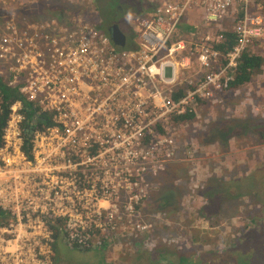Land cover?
I'll use <instances>...</instances> for the list:
<instances>
[{"label":"built area","instance_id":"1","mask_svg":"<svg viewBox=\"0 0 264 264\" xmlns=\"http://www.w3.org/2000/svg\"><path fill=\"white\" fill-rule=\"evenodd\" d=\"M193 9L222 17L220 28L227 22L224 31L237 38L217 71L210 69L219 55L210 46L221 41L217 32L167 44L177 21ZM262 10L264 0H142V15L130 23L132 45L125 40L122 48L79 17L39 41L31 30L43 28L41 22L20 31L6 25L0 33V76H9L8 85H18L26 101L49 113L51 125L31 130L26 156L23 135L31 126L17 101L8 107L0 209L12 221L0 226V264H52L46 223L51 219L63 222L70 246L79 248L94 234L115 232L117 222L127 227L123 236L147 228L134 223L135 213L145 195V175L174 155L171 117L192 111L211 88H225L240 51L264 36ZM183 53L198 68L191 80L179 78L185 63L178 70L174 64ZM178 83L183 96L173 101ZM26 230L34 238L27 244L21 239Z\"/></svg>","mask_w":264,"mask_h":264},{"label":"rangeland","instance_id":"2","mask_svg":"<svg viewBox=\"0 0 264 264\" xmlns=\"http://www.w3.org/2000/svg\"><path fill=\"white\" fill-rule=\"evenodd\" d=\"M136 1L138 0H36L38 4L46 6H65L71 14L68 24L78 17V14L85 11V14L82 15L84 20L89 21L103 32H106L105 25H109L105 20L103 21V18H107L109 15L108 20H114L122 33L128 26L133 29L130 23L135 11L139 12V10H135ZM18 2V0H0V17L11 13L8 20L16 21L18 18L30 20V16H27L26 13L32 10L31 4ZM238 12L235 10L234 14L237 15ZM36 19H41V17ZM196 22L198 26L203 25L202 20L200 22L198 19ZM225 28L226 22L223 27L214 30L209 29L208 26V30L204 33H219ZM0 33H3L1 27ZM124 35L126 38L129 36L127 32ZM187 40L193 42L194 39L190 37ZM259 41L261 42L259 48L264 56V36ZM184 57L183 53V59L175 60L177 61V63L175 62L176 66L179 67L181 63H185L187 66L182 72L179 69V78L191 80L193 74L198 72V68L195 61ZM208 72L209 70H206L204 73ZM262 73L255 76L249 84L234 92H222L220 88H211L210 97L200 99L204 103L196 102L192 109L194 114L192 120L173 128V139L176 144L174 155L168 160H163L154 171L151 169L145 175L147 182L145 195L138 205L140 209L137 210L141 211L142 219L140 218V221L137 220L134 223L146 225L147 228L139 233L141 236L138 240H125L126 242L123 244L117 241L119 236L121 238L124 233L128 232L127 227L121 225L122 222L115 224L116 230L113 233L107 232L104 236L94 234L84 242L83 246L90 249L85 250L86 254L81 257V263L85 258L86 264H95L96 260L100 258L103 264H166L167 259L160 261L157 254L154 253L155 249L161 246L164 248L161 251L172 256L171 264L177 262L195 264L190 260H197V258L200 260L204 259V256L213 255H217L219 258L216 264H235L238 254L243 248L238 247L240 244H236L237 238L239 237L242 241L251 238L252 234L247 235L249 229L253 231V238L261 245L260 249H262L264 227L261 224H264V204L260 206L253 201L255 197L253 190L264 184V173H262L264 172V76L261 77ZM227 128L233 133L230 132L227 136L222 137L221 135L223 133L225 135ZM219 129L222 130L221 135L213 134V131ZM260 132L261 136L257 134ZM184 144L186 145L184 146ZM258 166L262 168L252 174L251 170ZM179 168L184 171L178 176ZM245 177L252 182L249 188L242 186ZM261 177L260 184L256 186ZM235 179L241 180L239 187L238 183L231 184V186L227 184ZM220 183H225V186L228 187L227 194L222 192L223 188L220 187ZM207 185L214 186L213 189H216L213 193L214 198L210 201L207 196L209 191ZM230 192L232 195H235L236 192L239 195L236 199L229 201ZM164 198H167V203ZM205 199L214 206L207 209L204 214L206 218H203L201 207L206 203ZM227 203H231L233 208L226 210ZM219 204L222 210L211 211V208L213 210L219 208ZM223 210L224 212L221 213ZM256 211L257 214L252 215ZM219 217L220 221L217 222V225L210 228L211 223L216 220L215 218ZM250 218L259 219V222L254 225L249 221ZM186 225L207 232L204 238L208 240L211 235L218 236L225 248L226 245H230L228 251L230 258L219 256L217 248L207 246V243H204V238L199 239L203 240L202 245L195 243L190 245L188 237L190 235L195 237V235L191 229L184 228ZM31 227L32 230L36 229V232L43 234L42 229L35 225ZM28 232L30 231L26 230L21 235L25 244L29 238L34 239L29 237ZM134 233L137 234V232ZM102 242H104L103 245ZM35 243H37L36 240ZM245 243L249 245L245 248L254 246L251 245L253 243L251 241ZM61 245L66 249L65 247L59 248L57 254L59 258L69 261L78 259L79 254L71 251L67 236L61 241ZM99 247L101 250H98ZM50 249L52 262V256L54 257L55 253L52 252V246ZM147 256H150V263H148Z\"/></svg>","mask_w":264,"mask_h":264},{"label":"trees","instance_id":"3","mask_svg":"<svg viewBox=\"0 0 264 264\" xmlns=\"http://www.w3.org/2000/svg\"><path fill=\"white\" fill-rule=\"evenodd\" d=\"M118 1V0H115ZM89 10V9H86ZM138 11H135L133 18L137 17L138 15H141L142 12L140 11V7H137ZM120 11H122V9H120ZM11 14V13H10ZM9 13L6 14V16H1L0 17V24L3 23L4 21H9L7 18L10 15ZM259 14H261L262 16H264V10L260 11ZM25 17V16H23ZM109 15L107 16V18H103V21L105 20L107 23L114 21V20H108L109 19ZM4 18V19H3ZM20 18H18L15 23H17L19 21ZM87 19V18H86ZM94 19V18H93ZM92 19V20H93ZM89 22V21H88ZM114 23H116L114 21ZM17 24H20L19 22ZM105 31L107 30V26L105 25ZM219 38H222L221 41H219L218 43H211V48L214 51H217V53L219 54L217 56V61L216 63H214L210 69H212L213 71H217L218 69L222 68L225 64H226V59H225V55L231 51V49L237 44V38L234 35V33L229 32L228 30L223 31L222 33H219ZM260 41L259 40H253L251 41L247 46L244 47V49L242 51H240V53L238 54V57L235 59V65L232 68H229L227 70L226 76V86L224 89H222V92H234L238 89H240L241 87L249 84L255 76H257L258 74L261 73V69H263L264 67V56L263 53L261 51V49L259 48L260 46ZM264 46V45H263ZM10 77L7 76V78L0 76V146L2 145V130L4 128L6 119H7V115H8V107L14 103V102H18L21 105V112L24 115V118L26 120V122L31 126V129H28L27 132L24 133L23 135V144H22V152L24 155L29 156V142H30V132L31 130H42L45 127H48L51 125V121H50V114L47 112H42L40 111L38 108H36L34 106L33 103L26 101L17 91V87L18 85H8L7 84V80ZM181 80V79H180ZM183 85L182 84H177L171 91V99L173 101H177L179 98H181L183 96ZM202 100H198V103L201 104ZM204 103V102H202ZM194 114L192 111L190 112H186L182 115H178V116H172L171 117V126L170 129L172 130L175 126L177 125H181L187 121L192 120ZM27 125H25L26 127ZM173 131V130H172ZM227 132H232L229 128H227ZM228 133H226L225 136H227ZM255 169L251 170L252 174H255L256 171L260 170V168H262L261 166L258 167H254ZM264 173V172H262ZM248 180L246 177L243 178V180ZM262 180V177L259 179V182L256 183V186H258L260 184ZM146 181V178H145ZM241 180L235 179L234 181H229V184L231 186V184H237L239 183ZM225 182V181H224ZM147 183V182H146ZM227 183V182H225ZM225 183H220V187L223 188V193L227 194L226 192H229L228 187H226ZM216 184V183H215ZM212 185V184H211ZM214 186H209L207 185V188L209 189V191L207 192V196H209V201L210 199H213L214 197V192L216 191V189H213ZM258 187H255V190H257ZM260 188H262V185H260ZM213 189V190H211ZM222 190V189H221ZM231 194L228 195V197L230 199H228L229 201H232L233 199H236L238 197L239 194L232 195V192H230ZM168 194V193H167ZM247 194V193H246ZM253 195V194H252ZM254 197V202L257 205H262L264 204V200L262 201V193L259 194H255ZM258 196V197H256ZM165 202L167 203L168 200L167 198H164ZM232 199V200H231ZM206 203L204 206L201 207V212H202V217L206 218V216H204V214L206 213L207 209H209L210 207L214 206L211 205L212 203H208V201L205 199ZM219 208L214 209L211 208L213 212L222 210L220 204L218 205ZM230 208H233L231 203H227V207L226 210H229ZM140 208L138 207L136 209V219L138 221H140V218L142 216L141 212L139 213L137 210H139ZM223 211H221V213H223ZM257 214V211L255 213H253L252 215ZM142 219V218H141ZM216 220H214L213 223H211L210 228H212L214 225H217V222L220 221V217L219 218H215ZM9 221H12L11 217L0 210V226H5L9 223ZM249 221L255 225L256 222H259V219L255 220L254 218H250ZM47 225L48 228L51 230L52 235H51V239H52V252L55 253V256H52V263L53 264H86L87 260L82 259V263H81V257H84L83 255H85L86 251L85 250H89L90 248H85L84 246L82 248H79L77 245L73 244L71 246V251H75L77 254H79L78 259L69 261L66 260L65 258H59L58 254V250L59 248H64L63 245H61V241L64 240L65 235L62 232V224L63 222L59 219H51V220H47ZM264 227V224H261ZM150 227V226H149ZM184 228L186 229H191V232L195 235V237H192L190 234L189 240H190V245H192L193 243H195L196 245H202L203 244V240L204 243H207V246H213L217 248V251L220 253L219 256H227V259L230 258V255L228 254V251L230 250V245H226V248L224 247V245H222V240L218 237V236H212L208 239L204 238L205 234L207 232H202L199 230H196L192 227H190L189 225L184 226ZM205 231V230H203ZM215 233V231H214ZM251 238H248L245 241H242L241 239H239V237L237 238V242L236 244H240L238 247H243L241 252L238 254V258L235 264H264V246L262 247V249H260V244L257 243L254 238H253V231L249 229V233L247 235H251ZM141 235L139 233H131L125 237H123V235L118 237V242H121L122 244L124 242H126L125 240H138L139 237ZM126 237H128V239H125ZM204 238V239H203ZM124 239V240H122ZM199 239H203V240H199ZM251 241L253 243H251V245H254L251 248H245L248 247V242ZM137 242V241H136ZM221 242V243H219ZM104 242H102L103 245ZM138 244V242H137ZM159 248H156L154 253H156L157 257L160 259V261L162 260H166L167 259V263L166 264H171L172 261V256L169 255L166 252H163L161 250H163L164 248L161 246H158ZM78 248V249H77ZM66 249V247H65ZM98 250H101L100 247L98 248ZM243 252H249V253H244ZM228 254V255H227ZM82 255V256H81ZM165 256V258H164ZM149 257L147 256V260L149 261ZM182 261V259H181ZM192 262H194L195 264H216V261H219V258L217 255H213V256H209L206 257L204 256V259H198L197 260H190ZM150 263V261L148 262ZM95 264H103L102 260L100 258H98L96 260ZM138 264V263H136ZM140 264V263H139ZM174 264H184V263H174ZM187 264H191L190 262H187Z\"/></svg>","mask_w":264,"mask_h":264},{"label":"flooded vegetation","instance_id":"4","mask_svg":"<svg viewBox=\"0 0 264 264\" xmlns=\"http://www.w3.org/2000/svg\"><path fill=\"white\" fill-rule=\"evenodd\" d=\"M34 4H35V6H33ZM34 4H31V5L29 4L31 6L32 10H30L29 13H26V12L25 13L27 16H30L29 17L30 19L38 20V22H41L40 24H42V26H43V28L39 27L38 30H31V32H33L32 36L34 37L35 41H39L40 37L42 38L44 35H50V36L55 35L58 26L63 25L64 23L66 25L68 24V21L70 20L71 14L66 9L65 6H58V7L46 6L43 4H38L36 2V0H34ZM135 6H136L135 10H137V7H140V10H141L142 0L136 1ZM84 14H85V11H82L81 14H78V17L83 19L82 15H84ZM33 17H35V18H33ZM37 17H41V19H36ZM30 23L33 24V22H30ZM44 23L48 24V25L45 26ZM53 24H55V25H53ZM112 24H115L114 21L109 22V25L107 26V28L109 26H111ZM221 133H222L221 129L213 131V134L221 135ZM226 133L229 134V132L226 131L225 135H226ZM231 133H233V132H231ZM257 134L259 136H261L262 133L260 132ZM225 135L223 133L221 136L223 137ZM243 182H244V185H242V186L244 188H249L250 185L252 184L251 181L246 180V179L243 180ZM237 185L239 187L241 185V183H238ZM253 193H255V194L262 193L263 195L261 197H262V199H264V184L262 185V188H260V186H258L257 190H253ZM203 205H205V204H203Z\"/></svg>","mask_w":264,"mask_h":264},{"label":"crops","instance_id":"5","mask_svg":"<svg viewBox=\"0 0 264 264\" xmlns=\"http://www.w3.org/2000/svg\"><path fill=\"white\" fill-rule=\"evenodd\" d=\"M18 1H19L18 3H20V1H22L24 3L29 2L28 4L34 3V0H18ZM231 11H232L231 9L227 10V12L232 14L233 11L232 12ZM184 14H183L184 16H181V18L177 21L176 25L174 26V32L172 34V38H171V40H169V42L167 44L173 43V40H175L177 38L184 39L185 41H188L187 39H189L190 37H193V38L196 37V39H197V38H199V34H201V36L205 34L204 32L206 30H208L207 29L208 26H209V29H212V30L218 29L220 27L219 24H222L225 21V20H222L223 18L219 17V16L208 17L207 15H205V13L202 10H199V9L189 10ZM138 16H140V15H138ZM198 19L200 20V22L202 20L203 25H201V26L197 25L196 20H198ZM228 27H229V24H228ZM199 30H200V32H199ZM125 32H127V35H129L127 38L125 37V40L129 43V45H132L133 38L135 36L133 29L129 28V26H128L127 29L125 30ZM219 33H217V34H219ZM175 62L177 63V61L174 60V64L176 66ZM177 70H178V66H177ZM262 72H264V69H261V73ZM263 76H264V73L261 74V77H263ZM185 145L186 144H184V146ZM184 146H182V147H184ZM177 171H178L177 174L179 176L182 173V171H184V169L183 170L178 169ZM227 184H229V183H227Z\"/></svg>","mask_w":264,"mask_h":264},{"label":"water","instance_id":"6","mask_svg":"<svg viewBox=\"0 0 264 264\" xmlns=\"http://www.w3.org/2000/svg\"><path fill=\"white\" fill-rule=\"evenodd\" d=\"M30 22H33V24H31ZM19 23L20 24H17L15 23V21H11V20L4 21L3 23L0 24V27H1V30H5L6 25L12 24L13 26L17 28V30L20 31V30H23V28H25L24 24L28 25V27L33 26V25H39L38 20H34V19H30V20L19 19ZM106 33L110 39V42L115 47L122 48L125 45V35L119 30L116 24H112L111 26H109L106 30ZM45 42L47 43V41Z\"/></svg>","mask_w":264,"mask_h":264},{"label":"bare ground","instance_id":"7","mask_svg":"<svg viewBox=\"0 0 264 264\" xmlns=\"http://www.w3.org/2000/svg\"><path fill=\"white\" fill-rule=\"evenodd\" d=\"M189 15V14H188ZM34 104V106L36 107V108H38L39 110H40V108H39V106L37 105V104H35V103H33ZM139 207V206H138ZM1 211H3V212H7L6 210H2V209H0Z\"/></svg>","mask_w":264,"mask_h":264}]
</instances>
